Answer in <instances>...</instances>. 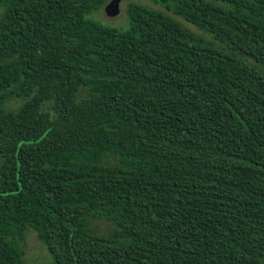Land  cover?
<instances>
[{
  "label": "trees",
  "instance_id": "obj_1",
  "mask_svg": "<svg viewBox=\"0 0 264 264\" xmlns=\"http://www.w3.org/2000/svg\"><path fill=\"white\" fill-rule=\"evenodd\" d=\"M156 1L0 0V264H264V0Z\"/></svg>",
  "mask_w": 264,
  "mask_h": 264
},
{
  "label": "rangeland",
  "instance_id": "obj_2",
  "mask_svg": "<svg viewBox=\"0 0 264 264\" xmlns=\"http://www.w3.org/2000/svg\"><path fill=\"white\" fill-rule=\"evenodd\" d=\"M109 0H107L108 2ZM106 2V3H107ZM102 5L98 10L89 14L88 17L95 19L103 24L116 27L119 29L127 27L129 20L127 15V8L129 3H137L145 6H149L154 9H158L160 11L166 12L174 17L176 20L181 22L184 26L189 28L196 34L202 35L207 39H211V36L207 33L202 32L193 24L185 21L182 17L174 15L168 12L164 7L160 5L156 0H121L119 4V11L116 15H108L105 11V5ZM2 10L0 9V14ZM18 100H11L10 106L16 107L19 104ZM91 227L93 232L100 235H105L109 233L113 229V224L101 218H91ZM24 248V260L27 264H48L52 261V257L48 252L46 246L43 242L39 240L36 232L28 227L25 231L24 241L21 243Z\"/></svg>",
  "mask_w": 264,
  "mask_h": 264
},
{
  "label": "water",
  "instance_id": "obj_3",
  "mask_svg": "<svg viewBox=\"0 0 264 264\" xmlns=\"http://www.w3.org/2000/svg\"><path fill=\"white\" fill-rule=\"evenodd\" d=\"M121 0H109L105 5V11L108 15H116L119 11Z\"/></svg>",
  "mask_w": 264,
  "mask_h": 264
}]
</instances>
